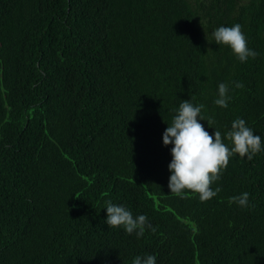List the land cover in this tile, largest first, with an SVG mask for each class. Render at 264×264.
Returning a JSON list of instances; mask_svg holds the SVG:
<instances>
[{
    "label": "trees",
    "instance_id": "1",
    "mask_svg": "<svg viewBox=\"0 0 264 264\" xmlns=\"http://www.w3.org/2000/svg\"><path fill=\"white\" fill-rule=\"evenodd\" d=\"M237 23L244 63L212 35ZM182 101L213 136L242 118L264 140V0H0V264H264V151L207 202L171 194ZM108 200L156 232L108 227Z\"/></svg>",
    "mask_w": 264,
    "mask_h": 264
},
{
    "label": "clouds",
    "instance_id": "2",
    "mask_svg": "<svg viewBox=\"0 0 264 264\" xmlns=\"http://www.w3.org/2000/svg\"><path fill=\"white\" fill-rule=\"evenodd\" d=\"M212 35L215 44L229 47L241 63L258 56L255 50L248 47L247 38L239 23L231 27L221 26ZM234 86L241 89L244 87L241 82H234ZM228 93L229 85L220 83L214 103L221 108H227L230 100ZM204 107L202 104L196 106L191 101H182L177 114L163 134L164 146H172L168 185L171 194L183 196L186 192L195 193L199 195L201 202L209 201L222 190L220 187L213 190L212 185L221 178L233 156L238 154L241 158L252 160L255 155L264 151V140L254 134L242 118L235 119L230 130L223 136L219 130H215L214 136L209 134L200 123L205 119L201 115ZM207 123L211 124L212 121L208 120ZM225 138L229 143H225ZM229 203H236L242 208L250 207L249 193L232 197ZM105 209V223L110 228L123 227L128 234L135 233L137 238L144 235L146 228L156 232V228L148 222L145 215L134 217L126 207L114 205L111 200L106 201ZM132 264H156V257L137 256Z\"/></svg>",
    "mask_w": 264,
    "mask_h": 264
}]
</instances>
